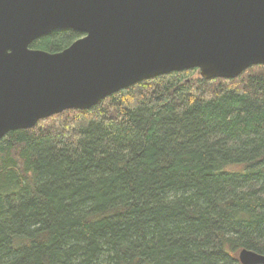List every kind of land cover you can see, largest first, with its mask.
<instances>
[{
    "label": "trees",
    "instance_id": "trees-1",
    "mask_svg": "<svg viewBox=\"0 0 264 264\" xmlns=\"http://www.w3.org/2000/svg\"><path fill=\"white\" fill-rule=\"evenodd\" d=\"M81 34L55 29L32 48ZM138 81L0 138V264H240L264 253V64Z\"/></svg>",
    "mask_w": 264,
    "mask_h": 264
},
{
    "label": "water",
    "instance_id": "water-1",
    "mask_svg": "<svg viewBox=\"0 0 264 264\" xmlns=\"http://www.w3.org/2000/svg\"><path fill=\"white\" fill-rule=\"evenodd\" d=\"M60 51L29 45L55 29ZM264 64V0H0V138L138 81L197 68L234 78ZM240 264H264L242 248Z\"/></svg>",
    "mask_w": 264,
    "mask_h": 264
},
{
    "label": "rangeland",
    "instance_id": "rangeland-1",
    "mask_svg": "<svg viewBox=\"0 0 264 264\" xmlns=\"http://www.w3.org/2000/svg\"><path fill=\"white\" fill-rule=\"evenodd\" d=\"M199 76V71H197V70H195L194 72H193V77H198Z\"/></svg>",
    "mask_w": 264,
    "mask_h": 264
}]
</instances>
